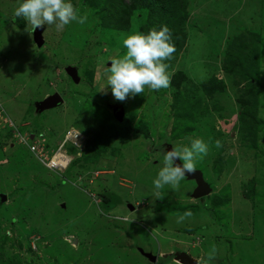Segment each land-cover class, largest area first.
<instances>
[{
    "label": "rangeland",
    "instance_id": "obj_1",
    "mask_svg": "<svg viewBox=\"0 0 264 264\" xmlns=\"http://www.w3.org/2000/svg\"><path fill=\"white\" fill-rule=\"evenodd\" d=\"M106 6L0 0V264H146L139 254L125 263L118 250L132 244L134 224L146 250L181 245L199 264H264V128L255 142L241 128L244 79H224L225 93L202 85L224 77L216 69L227 63L225 52H240L255 57L264 86V0L171 4L154 15L175 25L179 44L170 52L153 42L157 53L144 64L155 35L146 8L130 4L117 26ZM181 74L192 80L179 113L190 103L198 110L185 119L173 109L169 82ZM56 92L64 102L39 110L36 103ZM259 100L264 119V95ZM90 102L105 109L95 115ZM141 122L148 137L132 131ZM70 127L85 136L84 153L104 148L112 131L132 130L83 168L79 162L62 173L41 166L26 146L10 145L18 129L55 147ZM176 163L200 170L211 192L195 199V181ZM110 194L117 205L105 211L102 196Z\"/></svg>",
    "mask_w": 264,
    "mask_h": 264
},
{
    "label": "trees",
    "instance_id": "obj_2",
    "mask_svg": "<svg viewBox=\"0 0 264 264\" xmlns=\"http://www.w3.org/2000/svg\"><path fill=\"white\" fill-rule=\"evenodd\" d=\"M178 1L180 0H129L126 3L125 0H108L109 6L105 7L106 19H112L113 21L115 20V22H117V26H120L121 20L124 18L123 14L127 12L130 4L133 8H146L145 10L147 11L149 16L148 25L151 26V29L154 31L155 35H151L145 43L144 53L143 55H141V63L144 64L146 62H149L157 53V49L152 48L154 47L153 42H158L159 46L165 48L170 52L176 50L177 45L179 44V33L177 28L175 27V25H173V23L170 24L168 22L157 20L156 15L154 14H157V12L159 14H161L163 11L165 12L168 6L174 3L176 4ZM240 51H244V48H242V46ZM225 55H227V58L229 60L227 59V63L224 64L223 68L221 67L219 69H216L224 73V77H219L216 75L210 76L209 81L202 83L203 88L206 90V93L210 94H212L213 92L225 93L227 89L226 81L224 79H231L235 83V85L238 84L241 79L245 80L244 86L240 89L241 94L238 97V102L243 107V109L239 113V120L241 122V128L244 130L246 128L249 129L248 134H251V141L255 142L256 138H254V135H256L258 131L260 132L264 128V119L259 118L257 114V105H259L258 102L260 101V94L261 96L264 95V86L258 82L257 74L254 75L256 72H254L255 68L254 66L252 67L251 63L253 62V60H255V57L253 59L252 56L248 58L250 56V53H245L242 56L240 52H225ZM250 76L252 77V79L250 78ZM191 80L192 79H190L188 75L185 74L179 75V78L177 79L176 77H172V79L169 80V82L172 81V86L175 87V91H173L171 94L173 96V100L171 103L172 106L177 107L173 109L174 111L178 112L177 115L179 114V118L185 119L191 116H196V113L198 112L197 105L195 103H190V111L186 112L185 114L179 113L186 109L185 106H188L184 105L183 103L189 101L190 97L186 91H182V88L185 84L190 85ZM89 106L91 108L90 111L95 115L100 114V108H103L100 107V105L98 106L97 103L92 102H90ZM141 123L143 124V128L142 126L140 127L138 125L134 130H132L131 127H127L123 132L112 131L108 135L109 143L106 144L104 148H91L89 153L83 152L79 158L84 155V159L81 158L79 160V158H77L72 162L70 167L72 168L79 162H82L80 166L83 168L85 165H83V162L86 163L89 158L101 155V152L106 151L109 146H111V140H115L116 138L123 139L131 130L137 133H141L145 137H148L149 129L145 122ZM102 205L103 210L109 211L117 204H115L110 194L109 196H102ZM188 208V206H185L184 208L178 205H175L173 207V209L177 212L185 211Z\"/></svg>",
    "mask_w": 264,
    "mask_h": 264
},
{
    "label": "built area",
    "instance_id": "obj_3",
    "mask_svg": "<svg viewBox=\"0 0 264 264\" xmlns=\"http://www.w3.org/2000/svg\"><path fill=\"white\" fill-rule=\"evenodd\" d=\"M13 141L26 146L28 151L36 157L39 163L54 172L62 173L72 163V160L80 156L84 149L85 136L75 128H69L55 147H50L42 135L22 133L18 129L13 132ZM68 145L73 147L77 153H69ZM100 170H97L98 172ZM88 175V173H87Z\"/></svg>",
    "mask_w": 264,
    "mask_h": 264
},
{
    "label": "water",
    "instance_id": "obj_4",
    "mask_svg": "<svg viewBox=\"0 0 264 264\" xmlns=\"http://www.w3.org/2000/svg\"><path fill=\"white\" fill-rule=\"evenodd\" d=\"M42 43L41 39L39 41V44ZM74 76V75H73ZM64 102L63 97L59 93H54L51 95L46 96L39 104L36 103V106L39 110H43L46 108H53L56 107ZM33 137V134L30 135ZM178 170L186 175L189 179H193L196 183L195 188L192 191V196L195 199L202 198L206 195H208L211 192L210 185L204 180L203 174L200 170L193 169H183L180 164H175ZM4 196V195H3ZM3 197L0 196V201L2 202ZM131 207V206H130ZM178 253V254H177ZM146 256L149 257L152 260H155V256L151 255L150 253H146ZM166 258L169 259L174 258L176 261L180 262L181 264H196L197 259L192 257L189 253L185 251L178 250L177 252L171 253V255H166ZM168 261V260H166Z\"/></svg>",
    "mask_w": 264,
    "mask_h": 264
},
{
    "label": "crops",
    "instance_id": "obj_5",
    "mask_svg": "<svg viewBox=\"0 0 264 264\" xmlns=\"http://www.w3.org/2000/svg\"><path fill=\"white\" fill-rule=\"evenodd\" d=\"M10 145L13 146L14 143L12 141H10ZM39 164L41 165V163H39ZM134 227L135 228H133V225H132L133 234L130 235L131 236L130 240H131L132 244L126 245V247L118 248L120 256H121V258L124 259L125 263L130 262L131 254H133L134 257L136 256V254H139V256L143 257V259L147 262L146 264H171V263L172 264H181L180 262L176 261L174 258L169 259L168 257L167 258L165 257L166 255H171V253L175 252L173 249V246H176L178 250L185 251L192 256V254L190 252H188L187 250H185L184 247L181 248L180 247L181 245H173L172 248L168 247L166 251L161 250V249L165 248L164 246L159 247L156 252L146 250L144 247H141V245L139 244L138 240L135 237V233L139 228H136V224H134ZM165 246H167V245H165ZM146 253H150L151 255L155 256V260H152L149 257H147ZM196 259H197L196 264H199L201 258L198 257ZM166 260H168V261H166Z\"/></svg>",
    "mask_w": 264,
    "mask_h": 264
},
{
    "label": "clouds",
    "instance_id": "obj_6",
    "mask_svg": "<svg viewBox=\"0 0 264 264\" xmlns=\"http://www.w3.org/2000/svg\"><path fill=\"white\" fill-rule=\"evenodd\" d=\"M70 128H71V127H70ZM73 128H75V127H73ZM75 129L78 130L79 132H81L80 129H78V128H75ZM19 131H20V130H19ZM31 134H33V133H30V135H31ZM12 135H13V133L11 134V136H12ZM33 135H34V134H33ZM11 141L14 143V141H13V136H12ZM85 141H86V139H85ZM84 149H85V148H84ZM84 149L82 150V152L84 151ZM81 154H82V153H81ZM80 156H81V155H80ZM77 158H78V157H76L75 159H73L72 162H73L74 160H76ZM71 164H72V163H71ZM71 164H70V165H71ZM41 165H42V164H41ZM42 166H43V165H42ZM44 167H45V166H44ZM69 167H70V166H69ZM69 167H68V168H69ZM68 168H67V169H68ZM67 169H66V170H67Z\"/></svg>",
    "mask_w": 264,
    "mask_h": 264
}]
</instances>
